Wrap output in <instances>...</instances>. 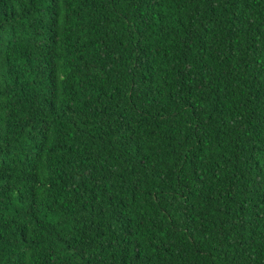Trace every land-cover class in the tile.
Returning a JSON list of instances; mask_svg holds the SVG:
<instances>
[{"label": "trees", "instance_id": "obj_1", "mask_svg": "<svg viewBox=\"0 0 264 264\" xmlns=\"http://www.w3.org/2000/svg\"><path fill=\"white\" fill-rule=\"evenodd\" d=\"M0 264H264V0H0Z\"/></svg>", "mask_w": 264, "mask_h": 264}]
</instances>
